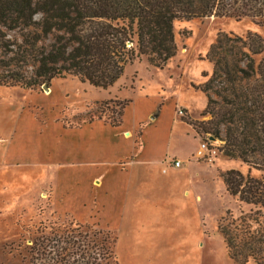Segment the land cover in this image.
I'll use <instances>...</instances> for the list:
<instances>
[{"label": "rangeland", "instance_id": "obj_1", "mask_svg": "<svg viewBox=\"0 0 264 264\" xmlns=\"http://www.w3.org/2000/svg\"><path fill=\"white\" fill-rule=\"evenodd\" d=\"M7 27L0 25L1 41L21 42L24 30ZM173 27L178 50L163 69L143 57L107 89L73 75L34 88L0 85V264H66L53 238L71 232L105 246L110 264H238L221 227H257L264 208L230 194L222 172L263 173L220 151L222 125L221 139L201 132L214 152L212 160L190 159L196 171L186 198L182 179L155 172L170 167L151 161L148 140L164 138L173 152H190L188 121L211 118L202 116L208 96L193 86L212 75L211 46L223 33L264 38V26L251 14H228L178 19ZM255 59L263 62L264 52ZM44 238L52 240L38 254Z\"/></svg>", "mask_w": 264, "mask_h": 264}, {"label": "trees", "instance_id": "obj_2", "mask_svg": "<svg viewBox=\"0 0 264 264\" xmlns=\"http://www.w3.org/2000/svg\"><path fill=\"white\" fill-rule=\"evenodd\" d=\"M228 14H251L264 26V0H0V25L24 30L21 42L0 37L4 53L0 85L34 88L73 75L107 89L143 57L163 69L176 56L175 20ZM262 52L264 38L258 33L221 34L207 55L214 64L211 77L205 84H193L208 96L202 116L211 118L188 121L199 136L203 132L220 139L221 126H226L220 151L263 173L255 177L227 170L222 173L226 188L260 209L264 208V60L257 63L255 55ZM27 67H32L31 75ZM254 221L257 227L247 222L234 231L221 227L229 254L238 264H264V219ZM71 234L53 238L61 245L62 261L67 264V257H73L72 264H110L104 261L112 258L105 246L97 249L82 233ZM45 239L52 240L44 238L38 254L49 247Z\"/></svg>", "mask_w": 264, "mask_h": 264}, {"label": "crops", "instance_id": "obj_3", "mask_svg": "<svg viewBox=\"0 0 264 264\" xmlns=\"http://www.w3.org/2000/svg\"><path fill=\"white\" fill-rule=\"evenodd\" d=\"M184 108H185L186 112L189 114V117L194 118V116L192 114V111H191V108L188 107V106H184ZM160 117H161V115H159V117L157 118L156 124H154L155 127H158L157 123H159V118ZM180 119H182V116H180ZM174 120L175 121H179V119L177 117ZM187 124H189V123H187ZM189 126L191 127L192 125L189 124ZM191 130L193 132V140L192 141L195 142V143L192 144L191 151L187 152V153H183V152H180V151L173 152L171 150V148H170V144L169 143H168L167 146L166 145L164 146V141H166L164 138L161 139V142L160 141L153 142L151 140H148L150 142V146H151L150 148L152 150H154V153L152 154L153 156L151 158L152 160L151 159L150 160L154 161V162H159V163L165 161V163L168 164L169 167H170V171H168L166 173H164L163 171H160V170L155 171V172L161 173V174H165V175H172V176H174L176 178L182 179L184 181V184L182 185L183 186V188H182V192L183 193L182 194L186 198H189V194H188L189 193V175H191L192 173H194V171H196V168H195L196 162L192 161L190 159L192 157H196L195 153H196V151H197V149L199 147V142L201 140V136H199L195 132L193 126H192ZM169 132L167 130V134L168 133L169 134L172 133V131H169ZM147 139H148V134H147ZM175 159L181 161V166L180 167H174L172 165V161L175 160ZM231 169L239 170L243 174H245L243 172V170H241L240 167L231 168ZM228 170H230V169H228ZM225 171H227V170H225ZM225 171H223V172H225ZM249 174H252V170H249ZM185 189H187V190H185Z\"/></svg>", "mask_w": 264, "mask_h": 264}, {"label": "built area", "instance_id": "obj_4", "mask_svg": "<svg viewBox=\"0 0 264 264\" xmlns=\"http://www.w3.org/2000/svg\"><path fill=\"white\" fill-rule=\"evenodd\" d=\"M180 114L182 116H184V111L180 110ZM213 152L214 151L212 149H210L208 141H206L205 139H203L201 137V140L199 142V147H198V149H197V151L195 153L196 158L197 159H210V160H212L211 156H212ZM172 165L174 167H180L181 166V161L175 159V160L172 161Z\"/></svg>", "mask_w": 264, "mask_h": 264}, {"label": "water", "instance_id": "obj_5", "mask_svg": "<svg viewBox=\"0 0 264 264\" xmlns=\"http://www.w3.org/2000/svg\"><path fill=\"white\" fill-rule=\"evenodd\" d=\"M45 89H47V90H48V89H49V87L45 85ZM211 139H215V138H214V137H211Z\"/></svg>", "mask_w": 264, "mask_h": 264}]
</instances>
